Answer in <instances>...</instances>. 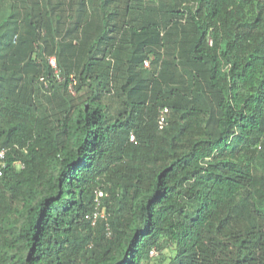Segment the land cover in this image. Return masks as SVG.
Segmentation results:
<instances>
[{"label": "trees", "instance_id": "obj_1", "mask_svg": "<svg viewBox=\"0 0 264 264\" xmlns=\"http://www.w3.org/2000/svg\"><path fill=\"white\" fill-rule=\"evenodd\" d=\"M95 4L0 0V264H264V0Z\"/></svg>", "mask_w": 264, "mask_h": 264}, {"label": "built area", "instance_id": "obj_2", "mask_svg": "<svg viewBox=\"0 0 264 264\" xmlns=\"http://www.w3.org/2000/svg\"><path fill=\"white\" fill-rule=\"evenodd\" d=\"M51 64L55 67L56 66V60L52 59ZM146 65L149 66V62H146ZM73 80V77H71ZM42 83L44 84L45 88H48L49 85L44 77L41 78ZM76 81H73L72 85H75ZM72 87V86H71ZM168 113V110H164L161 114V117L159 119V125L160 128H163L166 125V116L165 114ZM6 168L5 163V153L3 151H0V179L4 177V169ZM97 199H96V207L92 213H89L85 216V219L88 223H90L93 227H95L98 222L104 218H106V210L103 207L102 204V198L105 196V194L101 191H97ZM1 204V200H0ZM157 252L155 250L151 251V257L156 256Z\"/></svg>", "mask_w": 264, "mask_h": 264}, {"label": "clouds", "instance_id": "obj_3", "mask_svg": "<svg viewBox=\"0 0 264 264\" xmlns=\"http://www.w3.org/2000/svg\"><path fill=\"white\" fill-rule=\"evenodd\" d=\"M52 59H55V60H56V57H55V56H52V57L49 58V62H50V64H51V60H52ZM146 62H149V66L146 65ZM146 62H145V67H146V68H150V61L148 60V61H146ZM51 66L55 69V74H58L57 64H56L55 67H54L52 64H51ZM42 77H43V76H42ZM42 77L39 78V82H40L41 84H43L42 81H41V78H42ZM71 77H73V80H72V78H71V82H70V84H69V86H68V90H69V92H70L71 94H73V95L75 96L76 93H75L74 87L77 85V82H76L75 85H72L73 81H76V80H75L74 76H71ZM44 78H45V77H44ZM45 79H46V78H45ZM46 81H47V79H46ZM47 83H48V85H49V87H50L49 81H47ZM71 86H72V87H71ZM49 87L46 88V90H49ZM167 110H168V109H167ZM163 111H164V110H163ZM163 111H162V112H163ZM162 112H161V113H162ZM168 113H169V112H168ZM0 151H3V152L5 153V163H6V168H7V151H6L5 149H0ZM15 166L18 167V168H23L22 165H21L20 163H17ZM0 200H1V199H0ZM0 205H1V204H0Z\"/></svg>", "mask_w": 264, "mask_h": 264}, {"label": "crops", "instance_id": "obj_4", "mask_svg": "<svg viewBox=\"0 0 264 264\" xmlns=\"http://www.w3.org/2000/svg\"><path fill=\"white\" fill-rule=\"evenodd\" d=\"M96 2H97V4H98V2H101V0L99 1V0H96ZM97 4H95V6H97ZM74 13L73 12H70L69 10L67 11V12H65V16H67L68 18L69 17H72V15H73ZM89 12H88V14H86L85 16H84V18H83V20H86L87 19V17L89 16ZM67 18V19H68ZM103 20V12L100 10L99 12H95L94 14H93V18H92V21H93V23H96V25H95V28L96 29H98V25H99V23L101 22ZM97 33V32H96ZM96 33L94 34V35H96ZM94 35H92L93 37H94Z\"/></svg>", "mask_w": 264, "mask_h": 264}, {"label": "rangeland", "instance_id": "obj_5", "mask_svg": "<svg viewBox=\"0 0 264 264\" xmlns=\"http://www.w3.org/2000/svg\"><path fill=\"white\" fill-rule=\"evenodd\" d=\"M83 100V99H82Z\"/></svg>", "mask_w": 264, "mask_h": 264}]
</instances>
